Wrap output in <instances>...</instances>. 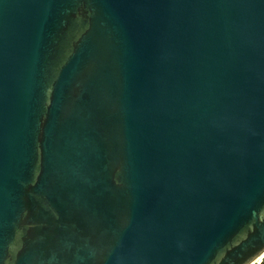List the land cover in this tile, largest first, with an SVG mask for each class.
Masks as SVG:
<instances>
[{"label": "water", "instance_id": "obj_1", "mask_svg": "<svg viewBox=\"0 0 264 264\" xmlns=\"http://www.w3.org/2000/svg\"><path fill=\"white\" fill-rule=\"evenodd\" d=\"M263 251L264 0H0V264Z\"/></svg>", "mask_w": 264, "mask_h": 264}, {"label": "bare ground", "instance_id": "obj_2", "mask_svg": "<svg viewBox=\"0 0 264 264\" xmlns=\"http://www.w3.org/2000/svg\"><path fill=\"white\" fill-rule=\"evenodd\" d=\"M262 253H264V251L262 252ZM262 253L256 258V259H254V261H253V263H256L257 261H258V259H260L261 258V256H262Z\"/></svg>", "mask_w": 264, "mask_h": 264}, {"label": "rangeland", "instance_id": "obj_3", "mask_svg": "<svg viewBox=\"0 0 264 264\" xmlns=\"http://www.w3.org/2000/svg\"><path fill=\"white\" fill-rule=\"evenodd\" d=\"M262 256H264V253H262ZM261 256V257H262ZM254 260L250 261L248 264H256V263H253Z\"/></svg>", "mask_w": 264, "mask_h": 264}]
</instances>
